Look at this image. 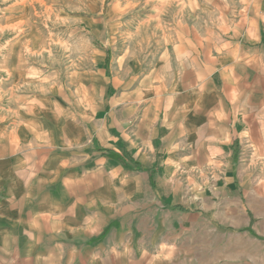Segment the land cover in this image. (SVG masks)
Listing matches in <instances>:
<instances>
[{
	"label": "crops",
	"instance_id": "crops-1",
	"mask_svg": "<svg viewBox=\"0 0 264 264\" xmlns=\"http://www.w3.org/2000/svg\"><path fill=\"white\" fill-rule=\"evenodd\" d=\"M154 41L87 113L60 96L0 116V264H180L145 201L201 210L177 201L173 176L151 186L144 173L182 170L192 187L195 171L264 169V0H180ZM96 139L135 149V215L126 166L98 156Z\"/></svg>",
	"mask_w": 264,
	"mask_h": 264
},
{
	"label": "rangeland",
	"instance_id": "rangeland-1",
	"mask_svg": "<svg viewBox=\"0 0 264 264\" xmlns=\"http://www.w3.org/2000/svg\"><path fill=\"white\" fill-rule=\"evenodd\" d=\"M179 5L180 0H0V116L60 96H75L80 113H87L97 88L109 93L110 84L126 74L127 55L145 42L150 48ZM104 114L99 110L96 118ZM93 142L98 156L126 166L128 209L135 215L130 195L137 176L143 178L135 149L121 154ZM155 166L144 173L151 186L155 176H173L177 201L201 210L188 215L164 201H145V223L159 226L154 236L161 243H176L180 264H264V169L251 168L248 179L231 168L209 169L204 176L195 171L192 187H184L182 170L168 174ZM148 204L156 213L146 212Z\"/></svg>",
	"mask_w": 264,
	"mask_h": 264
},
{
	"label": "trees",
	"instance_id": "trees-1",
	"mask_svg": "<svg viewBox=\"0 0 264 264\" xmlns=\"http://www.w3.org/2000/svg\"><path fill=\"white\" fill-rule=\"evenodd\" d=\"M140 169V168H139ZM172 208H177V209H181V210H184L182 207H180L179 205H175V206H172Z\"/></svg>",
	"mask_w": 264,
	"mask_h": 264
},
{
	"label": "clouds",
	"instance_id": "clouds-1",
	"mask_svg": "<svg viewBox=\"0 0 264 264\" xmlns=\"http://www.w3.org/2000/svg\"><path fill=\"white\" fill-rule=\"evenodd\" d=\"M125 7H127V5ZM121 11H123V9H121ZM41 90H43V89H41Z\"/></svg>",
	"mask_w": 264,
	"mask_h": 264
}]
</instances>
